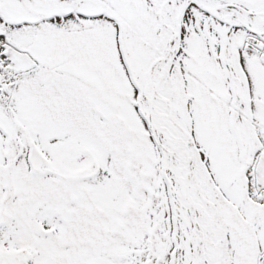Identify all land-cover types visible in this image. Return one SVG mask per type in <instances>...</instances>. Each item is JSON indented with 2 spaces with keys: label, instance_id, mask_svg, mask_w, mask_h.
<instances>
[{
  "label": "snow or ice",
  "instance_id": "1",
  "mask_svg": "<svg viewBox=\"0 0 264 264\" xmlns=\"http://www.w3.org/2000/svg\"><path fill=\"white\" fill-rule=\"evenodd\" d=\"M0 264H264V0H0Z\"/></svg>",
  "mask_w": 264,
  "mask_h": 264
}]
</instances>
